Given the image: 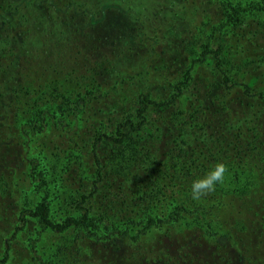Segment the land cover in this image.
Returning a JSON list of instances; mask_svg holds the SVG:
<instances>
[{"label": "trees", "instance_id": "1", "mask_svg": "<svg viewBox=\"0 0 264 264\" xmlns=\"http://www.w3.org/2000/svg\"><path fill=\"white\" fill-rule=\"evenodd\" d=\"M30 223L59 237L36 264H264V9L0 0V264Z\"/></svg>", "mask_w": 264, "mask_h": 264}, {"label": "rangeland", "instance_id": "2", "mask_svg": "<svg viewBox=\"0 0 264 264\" xmlns=\"http://www.w3.org/2000/svg\"><path fill=\"white\" fill-rule=\"evenodd\" d=\"M241 4L248 7H260L264 9V0H241ZM48 158L43 165L42 174L47 182L46 200L49 203V216L54 222L60 221L65 213L64 193L57 184V175L61 171V162ZM42 193L33 188L26 190V201L35 204L39 200ZM28 227V226H27ZM24 229L23 233L15 239L16 256L10 264H36L38 258L49 261L54 251V246L59 239L58 235L41 232L38 228L31 224Z\"/></svg>", "mask_w": 264, "mask_h": 264}, {"label": "clouds", "instance_id": "3", "mask_svg": "<svg viewBox=\"0 0 264 264\" xmlns=\"http://www.w3.org/2000/svg\"><path fill=\"white\" fill-rule=\"evenodd\" d=\"M227 172V165L223 162H217L203 177L197 178L191 183V199L199 201L213 193L217 185L224 183Z\"/></svg>", "mask_w": 264, "mask_h": 264}]
</instances>
